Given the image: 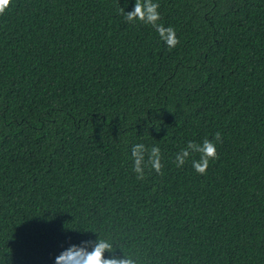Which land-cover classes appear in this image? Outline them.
Instances as JSON below:
<instances>
[{
    "label": "trees",
    "instance_id": "1",
    "mask_svg": "<svg viewBox=\"0 0 264 264\" xmlns=\"http://www.w3.org/2000/svg\"><path fill=\"white\" fill-rule=\"evenodd\" d=\"M12 0L0 14V264L108 241L134 264H264V0ZM2 6V5H0ZM220 132L198 174L189 141ZM158 146L163 174L133 171ZM147 153H145V162Z\"/></svg>",
    "mask_w": 264,
    "mask_h": 264
},
{
    "label": "clouds",
    "instance_id": "2",
    "mask_svg": "<svg viewBox=\"0 0 264 264\" xmlns=\"http://www.w3.org/2000/svg\"><path fill=\"white\" fill-rule=\"evenodd\" d=\"M11 2L12 0H4L3 3H0L2 5L0 6V14L4 13ZM159 8L160 4L154 2V0H135L134 8L131 12H126L124 8H121L120 11L127 23L134 24L139 21L151 25L169 49L175 48L180 43V40L173 26L165 27L163 24L158 23L161 19ZM214 141L222 143L220 132H216L211 140L205 138L202 143L189 141L186 147L176 154L174 163L177 167H182L193 153H199V159L192 160V167L198 174L205 175L210 161L218 159L217 147ZM145 153H147L146 162ZM131 156L133 171L137 180L145 179L146 173L144 169L146 166L157 174H163L162 168L164 165L162 163L161 150L158 146L152 147L149 151L144 144H135L132 146ZM111 251V244L104 239H98L91 251L87 247L72 244L56 256L55 264H134L130 259L105 257V252Z\"/></svg>",
    "mask_w": 264,
    "mask_h": 264
},
{
    "label": "snow or ice",
    "instance_id": "3",
    "mask_svg": "<svg viewBox=\"0 0 264 264\" xmlns=\"http://www.w3.org/2000/svg\"><path fill=\"white\" fill-rule=\"evenodd\" d=\"M4 2V0H0V3H3Z\"/></svg>",
    "mask_w": 264,
    "mask_h": 264
}]
</instances>
